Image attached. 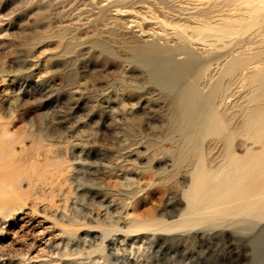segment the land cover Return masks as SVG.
<instances>
[{
	"label": "rangeland",
	"instance_id": "374dc122",
	"mask_svg": "<svg viewBox=\"0 0 264 264\" xmlns=\"http://www.w3.org/2000/svg\"><path fill=\"white\" fill-rule=\"evenodd\" d=\"M99 1L0 0V123L22 141L0 158V253L7 264H264L256 229H135L134 218L182 212L186 184L160 160L176 143L169 101L130 59L142 41Z\"/></svg>",
	"mask_w": 264,
	"mask_h": 264
},
{
	"label": "bare ground",
	"instance_id": "6f19581e",
	"mask_svg": "<svg viewBox=\"0 0 264 264\" xmlns=\"http://www.w3.org/2000/svg\"><path fill=\"white\" fill-rule=\"evenodd\" d=\"M108 7L113 24L122 21L141 39L130 59L169 101L167 137L176 144L160 160L167 179L186 184L177 199L182 212L147 223L134 218L135 229L229 223L256 229L252 242L264 251V0L100 3L101 11ZM21 143L0 123V158ZM125 187L133 197L131 178ZM9 258L0 253V264Z\"/></svg>",
	"mask_w": 264,
	"mask_h": 264
}]
</instances>
